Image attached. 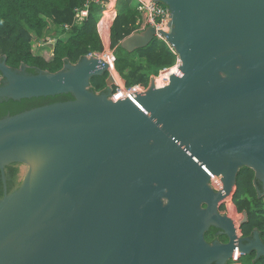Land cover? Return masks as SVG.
<instances>
[{"label": "water", "instance_id": "obj_1", "mask_svg": "<svg viewBox=\"0 0 264 264\" xmlns=\"http://www.w3.org/2000/svg\"><path fill=\"white\" fill-rule=\"evenodd\" d=\"M154 1L168 9L160 32L179 57L165 87L152 78L114 101L128 87L95 55L38 74L0 60V102L73 97L0 119V264L264 257L258 230L238 235L248 214L220 213L242 168L264 190V0ZM156 33L148 27L121 47L146 48ZM106 73V91L95 92L92 79ZM12 164L20 184L9 192ZM211 228L229 242L209 244Z\"/></svg>", "mask_w": 264, "mask_h": 264}, {"label": "trees", "instance_id": "obj_2", "mask_svg": "<svg viewBox=\"0 0 264 264\" xmlns=\"http://www.w3.org/2000/svg\"><path fill=\"white\" fill-rule=\"evenodd\" d=\"M0 0V60L6 57L7 65L20 69L24 64L27 72L38 74L41 71L56 73L63 69L67 62L76 64L81 58L106 52V44L99 30L103 17V5L108 0ZM87 2L89 16L81 24L76 23V9L83 8ZM117 16L110 27V50L115 61L113 69L125 81L128 88L141 86L148 88L152 78L158 77L165 69L178 64L179 57L167 42L157 37L146 47L128 53L121 47V42L129 36L141 32L138 27L140 15L134 0H118ZM49 22L56 27V43L53 55L46 59L33 51L35 40L42 41L49 33ZM69 26V30L65 29ZM1 76V73H0ZM109 73L95 77L91 81L95 92L106 91ZM71 95L48 98H34L21 101L0 102V119L24 111L72 100ZM19 164L6 168L8 191L15 190L19 182ZM264 190L255 180V172L247 167L240 170L237 186L233 195V204L239 213L246 212L249 221L242 227L244 236H251L258 230L264 242ZM4 196V186L0 171V199ZM231 205V202H229ZM222 210L225 207L221 208ZM206 239L207 236H206ZM255 253L244 256L241 264H264V257L255 260Z\"/></svg>", "mask_w": 264, "mask_h": 264}, {"label": "built area", "instance_id": "obj_3", "mask_svg": "<svg viewBox=\"0 0 264 264\" xmlns=\"http://www.w3.org/2000/svg\"><path fill=\"white\" fill-rule=\"evenodd\" d=\"M136 2V6H137V11L140 15V18L138 20V27L139 30L145 31L148 27H154L157 31L156 33V37L166 41V38L163 36V34L160 32V29L162 31H166L168 28V23H169V12L168 9L160 4L155 2L154 0H134ZM91 2H95V3H102L99 0H95V1H91ZM91 2H87L86 5L83 8H78L76 9V23L77 24H81L83 23L85 20H87L88 16H89V6ZM116 2L117 0H108L104 5H103V20L101 22V24L99 25V30L100 33L102 35L103 38V30L105 28H108V32L110 31V27L113 24L114 19L116 18ZM66 30H69V26H65ZM110 32L108 34V38H109ZM104 40V38H103ZM105 42V41H104ZM56 43V39L53 38L51 40H49V42H45V41H41V43H39V47L40 46H54ZM44 46V47H45ZM41 47V48H44ZM109 58H111L109 56ZM112 59V58H111ZM113 64L115 61L114 55H113ZM179 65V61L178 64L170 69H165L163 70L160 75L158 77H155V83L156 86L159 88L165 87L166 84H162V86H158L157 85V81L159 78L162 77H166L167 79H170L172 75H174L176 72H174V69L177 68ZM114 74H118L117 72H114ZM118 76L120 77V75L118 74ZM121 79V78H120ZM169 84V82H168ZM167 84V85H168ZM132 90H138V93H142L146 90V88L141 87V86H135V87H131V88H127L125 90H115L111 96L112 100H120L122 98L128 97L130 92Z\"/></svg>", "mask_w": 264, "mask_h": 264}, {"label": "rangeland", "instance_id": "obj_4", "mask_svg": "<svg viewBox=\"0 0 264 264\" xmlns=\"http://www.w3.org/2000/svg\"><path fill=\"white\" fill-rule=\"evenodd\" d=\"M102 34H103V38H104V41H105V44H106V52L103 53V54H96L95 56H97L98 58H101V59L109 58V56H110L113 59V52H112V50H110V47H109L110 40L108 38V34H109L108 28H105L103 30ZM55 36H56V27L54 26L53 23L49 22V33L47 34V37L45 39H43L42 41L49 42V40L53 39ZM39 43H41V41H38V40H35V42L33 43V51H34V53L36 55L44 54L46 59H50L51 58V48L53 50L54 46H50V45L49 46H45V45H43V46L39 47ZM41 47H44V48H41ZM115 72H116V70H115ZM230 200H231L230 201L231 205L229 204L228 200L224 203L225 207L227 208V215L230 218H232V219H238L242 215H241V213L236 211V207L233 204V199L230 198Z\"/></svg>", "mask_w": 264, "mask_h": 264}, {"label": "flooded vegetation", "instance_id": "obj_5", "mask_svg": "<svg viewBox=\"0 0 264 264\" xmlns=\"http://www.w3.org/2000/svg\"><path fill=\"white\" fill-rule=\"evenodd\" d=\"M220 189V187H214V189L215 190H218V189ZM233 199V198H232ZM229 202H230V199L228 200ZM222 207H225V205H224V203L221 205V207H220V213H222L223 215H227V208L225 207V209L224 210H222L221 208ZM236 211H237V209H236ZM238 212V211H237ZM242 215V214H241ZM228 216V215H227ZM249 221V220H248ZM246 224V223H245ZM244 226V224L243 225H241V226H239V228H238V235H239V237H242V238H252L253 237V234H254V232L252 233V235L251 236H244L243 235V232H242V227ZM206 236H207V238L208 239H206ZM205 239H206V241L209 243V244H212L213 242H219L220 244H227L228 242H229V239H228V237L227 236H225L224 234H222V232L219 230V229H216V228H211L207 233H206V235H205ZM263 241V240H262ZM252 253H255L256 254V252H252ZM251 253V254H252ZM239 254V253H238ZM237 256V257H236ZM236 256L235 257H233L230 261H228L227 262V264H241V260H242V258L244 257V255H242V254H239V255H237L236 254ZM245 256H247V255H245ZM256 257V256H255ZM215 264V263H214Z\"/></svg>", "mask_w": 264, "mask_h": 264}, {"label": "bare ground", "instance_id": "obj_6", "mask_svg": "<svg viewBox=\"0 0 264 264\" xmlns=\"http://www.w3.org/2000/svg\"><path fill=\"white\" fill-rule=\"evenodd\" d=\"M102 60H104V61L109 65V69H110V71H111L112 73H114L115 70L113 69V66H112V64H111V62H110L111 58H105V59L103 58ZM177 71H178V67L174 69V72H177ZM163 82H164V84L167 85L168 82H170V79H167L166 77L159 78L158 81H157V85H158V86H162ZM229 199H230V198H229ZM229 199H228V200H229Z\"/></svg>", "mask_w": 264, "mask_h": 264}, {"label": "crops", "instance_id": "obj_7", "mask_svg": "<svg viewBox=\"0 0 264 264\" xmlns=\"http://www.w3.org/2000/svg\"><path fill=\"white\" fill-rule=\"evenodd\" d=\"M117 1H118V0H117ZM135 4H136V2H135ZM116 5H117V2H116ZM115 9H116V16H117V6L115 7ZM102 20H103V18L101 19L99 25L101 24ZM111 26H112V25H111ZM41 55H42L43 57H45L44 54H41ZM52 55H53V52H52V48H51V57H52Z\"/></svg>", "mask_w": 264, "mask_h": 264}]
</instances>
